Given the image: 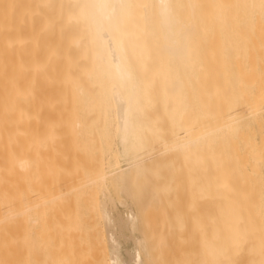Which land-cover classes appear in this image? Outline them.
Here are the masks:
<instances>
[{
    "label": "bare ground",
    "instance_id": "bare-ground-1",
    "mask_svg": "<svg viewBox=\"0 0 264 264\" xmlns=\"http://www.w3.org/2000/svg\"><path fill=\"white\" fill-rule=\"evenodd\" d=\"M260 21L264 0H0V264L84 254L92 217L109 264H128V239L129 264H150V217L175 209L180 264L251 252L254 143L241 159L238 137L264 109L239 70Z\"/></svg>",
    "mask_w": 264,
    "mask_h": 264
},
{
    "label": "rangeland",
    "instance_id": "rangeland-1",
    "mask_svg": "<svg viewBox=\"0 0 264 264\" xmlns=\"http://www.w3.org/2000/svg\"><path fill=\"white\" fill-rule=\"evenodd\" d=\"M259 23L260 24L257 27L259 29L255 27L256 28L255 31L257 30L258 31L257 32L254 31V34L252 35L253 37L251 38L252 47L250 49L251 50V53L249 56L250 60L248 58V60L251 62H247V61L246 63L244 62V64H241L242 67L240 66L244 70L242 71H240L239 69L238 70L241 73V76L245 77V79L243 78L242 82L243 83L247 82L246 83L247 86L244 84L245 86L242 87L243 89L241 88L242 91L243 90L245 91V94L243 91L244 96L245 97L252 96V98L255 99V102L251 106L255 105L258 109L256 107L254 108L257 111L261 112L262 109H264V22L263 24L261 21ZM243 83L241 84V86L243 85ZM248 94H251V95L248 96ZM243 108L244 110L241 109V111H244V113H247L246 111L247 107H243ZM251 125H252L250 126L251 129H249L250 132H248L249 134H247V132L245 133V131L241 132V134H239L238 141L240 143L239 155L241 159L243 158L245 159L246 157V150L243 148L242 145L248 141L249 142L253 141L251 143L252 145L254 143L253 145L254 154H252L253 156L251 158L252 162L250 161L251 162L250 166L253 168V172H255L254 175H252V178L254 179V188H253L254 195L252 196L253 197L252 203L254 202L253 204L254 206H252L253 207L252 215H254L253 222H255V227H254V231H253L252 239H251L253 241V250L251 252L249 251L248 249L249 245L245 241L244 242L241 241L240 243H238V247H236L235 245V247L237 248V251L235 252L236 254L233 253L231 257H232L233 262L235 261L236 264H250L251 262L253 264H262L264 260V209L262 210L263 206H261L260 204L263 200L262 196L264 195V144H263L264 142V116H259L257 117V119L252 120ZM245 171H247L246 167H243L242 165L240 166L239 164L238 171L235 173V176H234L235 182H231L227 189L228 199L226 201V206L228 207L230 214L232 215V216L230 215V217L227 219V224H228V228L230 229V231L233 232V235L231 234L233 236V239L237 235L236 233L237 230L234 225L239 222L238 217L240 213H239L238 208H239V204L242 201V197H243L242 189L248 186V183L246 180L245 182L241 181L242 174ZM234 183H235V188H234ZM119 206H122V208ZM119 206H118V211L120 210V212H123V210L125 211L127 210V208L124 207L123 205L119 204ZM175 210H177L176 213H174L175 211L172 210L168 214H166L167 217L165 216V214H163L164 216L162 215L161 216L162 218H161L160 217L161 214H156V213L155 214L159 215V217L157 216L150 217V218L153 217V219H151L152 220L151 222L153 223V228L149 231L150 234H152L151 239H153L152 236L156 237L155 241L152 242L154 244L153 249L159 250V247H161L160 248V251H161L162 247L164 248L163 254L161 255H160L161 252L158 253L159 251L158 252L155 251L156 253H158V255L155 253L153 260L149 261V263L151 262L150 264H180L181 260L184 263L185 261L183 258H186L184 257V255H186V253L184 254V252H187L189 249H192L191 247L186 251L185 249H187V247L184 244L187 242L186 243L187 246L192 245V238L190 235L191 233L189 231L190 229L185 230L186 228H183L179 230L178 228L172 227L170 220L173 218V216L175 217L177 213L179 214L178 210L180 209H175ZM171 212H173L174 214L173 213L170 214ZM183 213L180 212V216ZM241 214H242V210H241ZM169 215L171 217H168ZM165 220H166V223H165ZM241 223H242V230H241V233H242L244 229L243 226H244L245 220L244 222L242 221ZM167 224H170V225L168 226ZM169 227L171 230H169ZM188 227L189 226L187 225V228ZM174 229H177L178 232L177 230L173 232ZM182 230H183V233H182ZM101 233H102L101 227L99 225H94V218L93 217L91 219L87 218V225L82 230V235L84 237V240L81 241V244L79 245V248H78L80 251L84 252V254H80V255L68 258L66 260H60V258H55V257H33L31 256L28 259L23 258V259L15 260L12 262V264H109L108 256L106 255L105 242L101 240ZM177 233H179L180 235H178ZM132 234H134V237L141 236L140 230H137L133 233L129 232L130 236ZM185 235L190 239H188L187 237L185 238L184 237ZM162 236H165V237L162 238ZM134 237L132 235V238ZM175 237H178L180 241H178V239ZM183 237L187 240H183L184 239ZM164 238L165 240L162 241ZM242 239L243 238L241 237V240ZM124 241L126 240L122 241L123 244H121V247H120L122 249L120 250H122L121 254L124 257V260L126 261V263L129 264L130 252L132 253V251L135 250L136 242L131 239H128V241L130 242H127V243ZM188 241L189 242L191 241L190 244H188L189 243ZM162 242H164V244ZM158 245L159 247L157 248L156 246ZM188 254L190 256V252ZM230 261L231 259L229 257L228 263ZM185 264H187V260Z\"/></svg>",
    "mask_w": 264,
    "mask_h": 264
}]
</instances>
